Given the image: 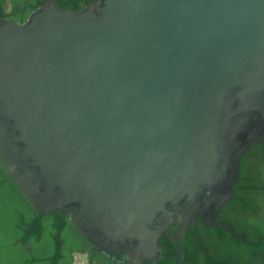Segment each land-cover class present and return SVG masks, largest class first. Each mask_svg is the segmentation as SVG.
<instances>
[{"label": "water", "instance_id": "1", "mask_svg": "<svg viewBox=\"0 0 264 264\" xmlns=\"http://www.w3.org/2000/svg\"><path fill=\"white\" fill-rule=\"evenodd\" d=\"M263 140L264 0H44L0 18V165L113 263L157 264L165 235L180 264Z\"/></svg>", "mask_w": 264, "mask_h": 264}, {"label": "trees", "instance_id": "2", "mask_svg": "<svg viewBox=\"0 0 264 264\" xmlns=\"http://www.w3.org/2000/svg\"><path fill=\"white\" fill-rule=\"evenodd\" d=\"M59 8L80 10L91 0H56ZM44 0H0V18L23 22ZM60 213L43 214L33 207L0 165V264H73L74 252L86 240ZM196 231L201 238L202 226ZM163 257L157 264H173L174 249L165 235L159 241ZM202 243V240H201ZM88 246V244H86ZM184 259L180 264H205L202 246L193 227L183 237ZM89 264H116L90 253Z\"/></svg>", "mask_w": 264, "mask_h": 264}, {"label": "flooded vegetation", "instance_id": "3", "mask_svg": "<svg viewBox=\"0 0 264 264\" xmlns=\"http://www.w3.org/2000/svg\"><path fill=\"white\" fill-rule=\"evenodd\" d=\"M198 222L205 264H264V140L240 157L232 194L219 210L216 225ZM198 222L191 226L196 233ZM86 244L77 252L89 264L90 253H98Z\"/></svg>", "mask_w": 264, "mask_h": 264}, {"label": "rangeland", "instance_id": "4", "mask_svg": "<svg viewBox=\"0 0 264 264\" xmlns=\"http://www.w3.org/2000/svg\"><path fill=\"white\" fill-rule=\"evenodd\" d=\"M73 258H74L73 264H87L85 255L80 252L74 253Z\"/></svg>", "mask_w": 264, "mask_h": 264}]
</instances>
